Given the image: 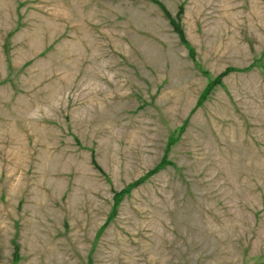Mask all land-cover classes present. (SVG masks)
I'll return each instance as SVG.
<instances>
[{"label":"rangeland","instance_id":"374dc122","mask_svg":"<svg viewBox=\"0 0 264 264\" xmlns=\"http://www.w3.org/2000/svg\"><path fill=\"white\" fill-rule=\"evenodd\" d=\"M158 1L0 0V264H264V0Z\"/></svg>","mask_w":264,"mask_h":264},{"label":"trees","instance_id":"16d2710c","mask_svg":"<svg viewBox=\"0 0 264 264\" xmlns=\"http://www.w3.org/2000/svg\"><path fill=\"white\" fill-rule=\"evenodd\" d=\"M150 1L155 2V3H157V4H160L158 0H150ZM160 6L165 10L164 6H162L161 4H160ZM165 11H166V10H165ZM166 12H167V11H166ZM173 22H174V24H175V29H176V30L182 35V31H181V29H180L179 24L176 23L175 21H173ZM218 82H219V81H217V82H215V83H218ZM168 163H169V162H168V159H167L166 157H164V158L161 160V162H160V163H159V164H158L153 170L149 171L148 174L145 175V178H143L142 180L144 181L146 178H149L151 175H153V174L159 172L160 170L164 169ZM142 180H140V182H137V183H141ZM134 185H135V184H134Z\"/></svg>","mask_w":264,"mask_h":264}]
</instances>
